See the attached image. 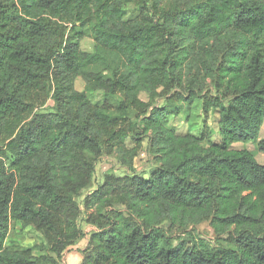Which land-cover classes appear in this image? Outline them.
Masks as SVG:
<instances>
[{
	"label": "trees",
	"instance_id": "trees-1",
	"mask_svg": "<svg viewBox=\"0 0 264 264\" xmlns=\"http://www.w3.org/2000/svg\"><path fill=\"white\" fill-rule=\"evenodd\" d=\"M198 99L201 135L168 125ZM263 124L264 0H0V264H59L85 237L77 197L102 154L128 172L88 194L80 264H264V163L232 147ZM205 220L226 243L187 230ZM19 222L54 254L13 239Z\"/></svg>",
	"mask_w": 264,
	"mask_h": 264
},
{
	"label": "rangeland",
	"instance_id": "rangeland-1",
	"mask_svg": "<svg viewBox=\"0 0 264 264\" xmlns=\"http://www.w3.org/2000/svg\"><path fill=\"white\" fill-rule=\"evenodd\" d=\"M139 14V11L136 9H130L128 13V17H134ZM82 46L85 50H92L93 48V40L91 38H85L82 41ZM76 86L79 90H84L85 82L82 78L78 77L76 80ZM90 98L96 104H102L104 102V92L102 90L91 91L89 92ZM141 97L144 100H148V94L143 92ZM48 104L44 107L52 106L54 104L53 100L49 99ZM159 103H163V100L159 101ZM218 112L212 111L208 117V123L210 125V129L212 131V138L214 140L220 139L219 126H218ZM205 115L202 109V101L196 100L195 103L191 106L189 114L181 113L178 115H172L168 120V125L175 128L178 132H192L196 135H201L204 130L205 123ZM262 135L260 134V138L264 137V124L262 126ZM257 140H251L249 142H235L232 147L233 148H248L252 152L256 153L257 159L264 163V152L259 150ZM148 145V139L144 141V148L140 151L139 155L135 158V166L136 170L148 177L150 173L154 170L157 163L154 157L146 152V147ZM128 172L127 168L122 166L117 156L112 154H102L98 156L95 161V172H94V180L90 187L84 189L80 195L77 197V202L81 206L82 214L80 216V224L83 227L86 234L92 233L94 228L93 223L87 221L88 215L92 212V208H88L86 205V198L90 192L99 187L104 183L106 177L108 176H124ZM88 214V215H87ZM166 229H168V225L164 222ZM187 230L193 231L196 237L204 239L212 244L226 243L227 235L218 236L213 227L211 226L208 220L202 221L197 225H191L187 228ZM170 233V232H169ZM170 234L175 238V242L179 240L182 236H185L180 229L176 231H172ZM13 239L19 240L20 244L23 247H31L37 253L41 252V249L45 251H49L51 254H54L49 248L50 245L47 242V239L44 236V233L41 230L36 229L34 226H24L22 223H17L13 225L11 235ZM66 253V251L63 253ZM63 257L59 264L63 261Z\"/></svg>",
	"mask_w": 264,
	"mask_h": 264
},
{
	"label": "crops",
	"instance_id": "crops-1",
	"mask_svg": "<svg viewBox=\"0 0 264 264\" xmlns=\"http://www.w3.org/2000/svg\"><path fill=\"white\" fill-rule=\"evenodd\" d=\"M89 237L90 233L86 234L85 237L70 246L66 250V253L63 256L64 259L60 264H80L82 260V250L87 246Z\"/></svg>",
	"mask_w": 264,
	"mask_h": 264
}]
</instances>
